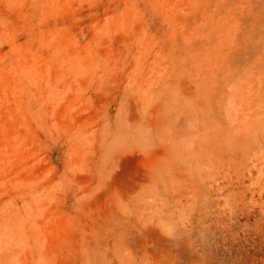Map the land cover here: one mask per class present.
I'll list each match as a JSON object with an SVG mask.
<instances>
[{
	"label": "rangeland",
	"instance_id": "obj_1",
	"mask_svg": "<svg viewBox=\"0 0 264 264\" xmlns=\"http://www.w3.org/2000/svg\"><path fill=\"white\" fill-rule=\"evenodd\" d=\"M0 264H264V0H0Z\"/></svg>",
	"mask_w": 264,
	"mask_h": 264
}]
</instances>
